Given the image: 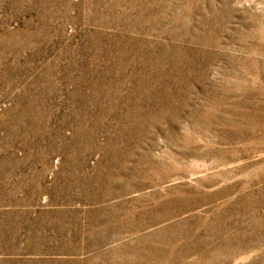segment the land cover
Segmentation results:
<instances>
[{"label": "rangeland", "instance_id": "rangeland-1", "mask_svg": "<svg viewBox=\"0 0 264 264\" xmlns=\"http://www.w3.org/2000/svg\"><path fill=\"white\" fill-rule=\"evenodd\" d=\"M0 264H264V0H0Z\"/></svg>", "mask_w": 264, "mask_h": 264}]
</instances>
